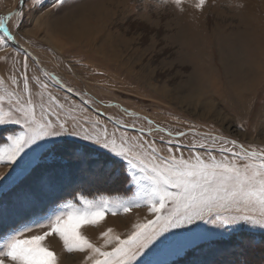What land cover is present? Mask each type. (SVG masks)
Masks as SVG:
<instances>
[{
  "label": "snow or ice",
  "instance_id": "snow-or-ice-1",
  "mask_svg": "<svg viewBox=\"0 0 264 264\" xmlns=\"http://www.w3.org/2000/svg\"><path fill=\"white\" fill-rule=\"evenodd\" d=\"M25 2L0 16V52L16 40L8 21L15 16L19 30ZM172 2L184 10L186 0ZM31 3L30 10L60 12L72 0ZM206 3L191 0L197 10ZM14 51L15 57L0 56V63L13 60L7 80L0 76V166L9 169L0 173L6 181L0 184V264H59L45 244L53 236L66 252L80 253L82 264H264V149L208 134L186 145L188 132L153 127L147 117L145 128L110 116V131L102 114H89L93 101L62 102L50 86L75 90L47 71L43 79L29 76L31 54ZM154 132L165 133L162 146L149 139ZM102 171L123 177L132 195H85L84 186L98 182ZM133 209L148 215L126 234L109 227L97 243L82 231ZM162 251L167 258L154 259Z\"/></svg>",
  "mask_w": 264,
  "mask_h": 264
},
{
  "label": "rangeland",
  "instance_id": "rangeland-1",
  "mask_svg": "<svg viewBox=\"0 0 264 264\" xmlns=\"http://www.w3.org/2000/svg\"><path fill=\"white\" fill-rule=\"evenodd\" d=\"M20 3L0 0V16L14 12ZM31 7L26 0L19 30L15 16L8 21L16 40L5 52L15 57V49H26L31 54L29 76L43 79L47 71L72 87L75 91L69 93L60 85L50 86L62 102L64 97L78 105L93 101L89 114H102L110 131V116L145 128L147 117L153 127L188 132L182 138L186 145L208 134L264 149V0H207L201 10L186 0L183 11L172 0H72L60 12ZM18 59L22 64L23 54ZM21 64L15 65L17 75L23 71ZM12 68V59L0 63V76L7 80ZM249 71L252 77L246 79ZM8 128L20 130L18 125ZM161 135L165 133L154 132L149 139L162 146ZM183 151L188 155L187 147ZM7 172L0 166V173ZM128 187L123 177L112 179L102 171L98 182L84 186V194L127 197L132 195ZM65 196L71 198V190ZM144 215L146 209L109 214L98 228L82 231L100 243L101 231L111 227L126 234ZM45 244L65 264H82L81 254L66 252L57 237ZM165 258L163 251L154 257Z\"/></svg>",
  "mask_w": 264,
  "mask_h": 264
},
{
  "label": "bare ground",
  "instance_id": "bare-ground-1",
  "mask_svg": "<svg viewBox=\"0 0 264 264\" xmlns=\"http://www.w3.org/2000/svg\"><path fill=\"white\" fill-rule=\"evenodd\" d=\"M71 28L73 29L72 26H70V29H71ZM74 28L76 29V26H74ZM62 30L64 31V27L62 28ZM63 33H64V32H63ZM251 74H252V72H250V71L247 72V75H248V76H245L246 79H249L250 77H252ZM141 213H142V212H141ZM133 216H134V215H133ZM144 217H145V215H144ZM126 221H127V220H126ZM92 229H93V228H92ZM128 231H129V230H125L126 233H127ZM52 248H53V247H52ZM52 248H50V249L53 250V251H55L56 254H57L58 251H56V249H52ZM58 259H59V264H65V262H64L65 260L63 261V259H61V258H58Z\"/></svg>",
  "mask_w": 264,
  "mask_h": 264
}]
</instances>
